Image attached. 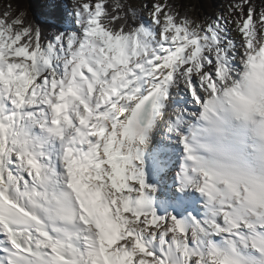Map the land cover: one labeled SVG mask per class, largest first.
Listing matches in <instances>:
<instances>
[{
  "label": "snow or ice",
  "instance_id": "snow-or-ice-1",
  "mask_svg": "<svg viewBox=\"0 0 264 264\" xmlns=\"http://www.w3.org/2000/svg\"><path fill=\"white\" fill-rule=\"evenodd\" d=\"M69 5L0 14V264H264V0Z\"/></svg>",
  "mask_w": 264,
  "mask_h": 264
},
{
  "label": "rangeland",
  "instance_id": "rangeland-1",
  "mask_svg": "<svg viewBox=\"0 0 264 264\" xmlns=\"http://www.w3.org/2000/svg\"><path fill=\"white\" fill-rule=\"evenodd\" d=\"M28 2V18L44 20L46 17H59L66 13L70 7L69 0H27ZM177 5H183L182 11H188L190 7L194 10L188 14L196 19L198 16L212 14L222 9L226 0H173ZM9 5L11 8L9 9ZM11 11L12 15L19 14L16 7V0H0V14L4 11Z\"/></svg>",
  "mask_w": 264,
  "mask_h": 264
},
{
  "label": "trees",
  "instance_id": "trees-1",
  "mask_svg": "<svg viewBox=\"0 0 264 264\" xmlns=\"http://www.w3.org/2000/svg\"><path fill=\"white\" fill-rule=\"evenodd\" d=\"M16 7H17L18 12L24 11L27 13L29 9L27 0H16ZM27 18H28V15H27Z\"/></svg>",
  "mask_w": 264,
  "mask_h": 264
}]
</instances>
